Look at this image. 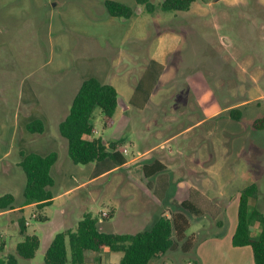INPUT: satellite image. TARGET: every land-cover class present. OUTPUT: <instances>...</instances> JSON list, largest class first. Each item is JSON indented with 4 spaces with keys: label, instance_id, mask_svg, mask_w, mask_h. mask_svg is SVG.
Masks as SVG:
<instances>
[{
    "label": "rangeland",
    "instance_id": "374dc122",
    "mask_svg": "<svg viewBox=\"0 0 264 264\" xmlns=\"http://www.w3.org/2000/svg\"><path fill=\"white\" fill-rule=\"evenodd\" d=\"M42 1L0 0V98L8 102L7 115L14 112L16 87L22 76L40 67L46 59L47 36L44 29L47 16L43 20L35 14L39 10L37 4ZM105 1L45 0L51 7L48 12L56 11V22L65 23L63 33L66 31L75 41L73 56H79L85 50L80 44L83 39L70 29L79 28L82 15L94 23L110 18L103 4ZM163 2L152 0L158 7L153 14L141 7L143 15L132 21L130 37L123 47L128 52L135 38L147 36L148 42L136 54L143 67H138L129 80L120 78L115 82L106 81L116 85L123 100L130 99L133 89L141 84L142 72L139 69L151 66V54L159 44L160 37L165 33L178 36V53L170 60L169 66L166 69L151 66L155 77L146 114L142 115L141 110L134 108L123 115L119 108L112 127L105 126L100 109L94 114L95 138L115 144L119 150L125 148L127 153L123 154L128 160L138 157L140 152L150 153L130 168L108 173L96 182L76 189L81 183H89L96 163L74 164L69 156L68 143L62 137L65 143L58 148L59 163L52 173L56 186L52 191L56 196L65 194L69 189L72 192L61 196L42 211L29 208L26 211L0 213V242L4 243L0 259L16 255L17 243L23 241L24 235H36L41 240L36 257L32 260L19 258V264H46L45 253L51 241L49 235L66 230L61 227L62 210H66L64 221L67 227L74 230L84 215L91 214L99 219L100 229L104 232L136 234L150 229L164 212H179V201L194 195L192 188L203 191L215 202L220 189V193L226 192L225 199L232 205L239 191L252 184L259 188V204L264 209V129L256 130L253 127L256 120L264 117V0H197L185 12H164L159 8ZM76 9L79 11H74ZM83 29L79 28L80 31ZM59 33L57 27L50 32L53 38L58 37ZM103 33L105 35L107 30ZM40 76L38 74L35 78ZM48 81L59 83L54 78ZM55 93L60 102L57 116L48 128L51 135H60L56 122L67 113L71 102L70 94L68 96L58 88ZM242 100L249 102L239 108L242 111L239 120L233 119L230 111L223 110L231 102L239 103ZM215 112L219 113L212 116ZM7 130L9 136L10 131ZM23 133L24 130H21L20 136ZM10 141L8 138L6 145L9 148ZM37 145L36 141L34 148L32 144L22 148L17 142L11 148L9 158L3 159L0 153V198L13 194L19 202L23 200L26 175L18 164L22 160L20 151L44 156L52 151L47 146L36 150ZM199 160L209 161V166H214L213 174L209 175L213 182L210 188L206 189L190 175V170ZM157 161L163 164L164 174L171 179L167 197L158 204L153 195L144 194L139 199L147 213L144 217L135 216L134 208L128 205V201L118 198L117 190H134L127 181L135 182L139 177L143 178V174L138 173L142 171V165H153ZM229 168L234 177L230 184L225 185L222 175ZM183 173V180L178 179L177 182L176 176ZM116 180L125 183L119 187L120 184L114 182ZM153 206H158V210L151 213ZM34 212L46 215L49 221L33 219ZM111 212L115 214L113 218ZM24 218L30 222V226L23 235L20 221ZM229 221L220 219L215 222L212 218L197 221L190 218L188 236H176L178 251L164 255V260H172L169 264L195 262L194 243L197 246L204 238L197 229L203 223L212 222L213 233H225ZM253 228L255 234L260 233L259 222H254ZM197 232L199 235H196L195 242L193 233ZM121 255H114L118 262L113 264L119 263Z\"/></svg>",
    "mask_w": 264,
    "mask_h": 264
},
{
    "label": "crops",
    "instance_id": "0c3cea01",
    "mask_svg": "<svg viewBox=\"0 0 264 264\" xmlns=\"http://www.w3.org/2000/svg\"><path fill=\"white\" fill-rule=\"evenodd\" d=\"M116 1L122 2L136 10L135 16L126 21L116 17H110L103 22L94 23L81 14L83 19H80V24L78 26L79 28L84 27V29L80 31L79 28L74 30L70 29L71 27L69 28L71 31H74L79 35V37L83 39V42L80 44L82 46V50L85 51L79 56H73L72 54L75 43L73 38L70 35L66 34V31L63 33L65 23H63L62 21L56 22V11L54 9L48 12L46 27L44 29L45 37L47 36L45 44L46 59L44 63H42L40 67L31 70L29 73H25V77L22 76L20 83L16 87V94L14 97V112L12 114L7 115L8 113L6 111V108L8 102L6 101V99L0 98V130L2 131V133L0 134V153L3 155V159L10 157L11 148H14L17 142L18 144L22 145V148H25L26 146L29 147V144H32L33 147V144L37 141L39 145L36 146V150L47 146L50 150H52L50 152L57 153L59 150L58 148L60 146H64L65 142L64 140H62L63 138L62 136H60L61 134L51 135L48 128L54 117L57 116V107L60 102V99L55 93V89L58 88L59 90L64 91L68 96L70 94V102L72 104L82 83L86 79L90 77H96L105 84H108L106 83V81L108 80H110L111 82H115L120 78L129 80L137 72L138 67H143V64H139L140 61L137 58L136 54L141 52L144 48V44L148 42L149 38L147 36L142 35V37L135 38V40L132 41L133 45L130 48V51L125 52V50H123V47L126 45L128 38L130 37V29L133 23L132 21L138 20L141 15H143V10L141 8L142 6H139L136 0ZM48 5V2H45V0H43L42 2L37 4V7L39 9H43ZM54 7L56 6H53V8ZM74 11L79 10L76 9ZM55 27L59 28L60 35L56 38H53L50 32L51 29H55ZM104 30H107V33L105 35L103 33ZM92 43L95 46H93ZM90 48L92 50L94 49V51H92ZM177 53L178 36L165 33L160 37L159 44H157L152 51L151 66L154 69H166L170 64V60ZM151 66L148 65L145 69H139V71L142 72L140 79L141 84L137 88L133 89V94L130 99L123 100L118 93L119 106L116 114L119 112V108L121 109L123 115L128 114L134 108L141 110L142 115L146 114V110L150 106L149 92L152 89L155 77V71L153 73L154 69H151ZM38 74H41L42 76H40V78H35ZM52 78H54L59 83H50L48 80H51ZM110 85L114 86L118 92V89L114 83H110ZM53 86L55 87V89L53 88ZM248 102L249 101L247 100H242L239 103H237V101H234L228 104V106H226L223 110L229 112L231 109L245 106ZM70 107L67 110V113H65V115L62 117V119L56 122L58 124V128L59 124L68 116ZM219 112H215L214 114H212V116L218 114ZM33 119H39L44 122V133L31 134L28 132V125L32 122ZM7 120H9V122H7ZM171 121H174V119ZM7 129H9L10 131L9 136H7ZM21 130H24L22 136H20ZM8 138H10L11 140L8 143L10 148L6 145ZM18 139H21V141H19ZM38 139H41V141L38 142ZM42 139L44 140L42 141ZM23 143L25 144V147L23 146ZM119 151L124 153L126 149L120 148ZM149 153L150 151L140 152L138 157L128 160L126 165L118 167L98 177V165L96 164L94 169L95 171L94 173H92L89 183H81L76 187V189H82L88 184L96 182L100 177L105 176L108 173H112L116 170L130 168L133 163L138 162L146 155L148 156ZM20 162L18 164H20ZM58 163L59 158L57 163L52 168V173ZM153 165H142V171H138V173H142L143 178L139 177V180L135 182L127 181V183H130V187L135 188L134 190H130L127 192L126 190H123L121 192L117 190V193L119 194L118 198L123 201H128V205L131 208H134L135 216H143L147 213L145 212L146 207L142 206L143 202L139 199L143 197L144 194H146L147 196L148 194L150 196L153 195L156 203L158 204L167 197L171 179L166 174H164L163 169H161L154 176L146 177L145 168L151 167ZM231 170L232 169L229 168L228 170H226V173L222 175L225 185L230 184L232 177H234V174H232ZM190 171L191 177H193L196 182H201V184H203L206 189L213 186V182L209 179V175L211 176L213 174L214 166H209V161H197L194 168ZM184 175L185 174L183 173L182 175L179 174V176H176L177 182L178 179L182 181ZM114 182L116 183V185L120 184L119 187H121L125 183V181L123 180H116ZM181 185L183 184L181 183ZM192 191H194V195L192 194L189 198L179 201L178 204L181 209L179 212L173 213L169 210L164 213H166L167 216H180L181 218L186 220L188 224L190 218L197 219V221L206 218H212L215 222L220 219H227L231 221H229V227L227 228L225 233H223L224 231L213 233L212 226L214 224H212V222L203 223L202 227H199L197 229L198 231L200 230L201 233H203L204 238H202V240L200 239L201 241L197 246L194 243V248H196V261L190 262L189 264H254L253 250L251 247H235L233 245V236L238 225L240 191L235 201H233L234 203H232V205H229V203H227V200L225 199V197L227 196L226 192L222 191L220 193V189L218 190L219 198L218 200H216V202L208 197L203 191H198L194 188H192ZM71 192L72 189H69L63 195ZM63 195L56 196L53 194L54 198L52 200V204ZM186 202L192 203V210H185L181 207V205ZM258 207L260 209L262 208L259 203ZM29 208H37V206H22L15 210L26 211ZM157 210L158 206H153L151 208V213L155 211L157 212ZM261 210L263 212L264 209ZM111 213V218H113L115 214L114 212ZM34 214L37 216L36 218H33ZM40 216L45 217L46 221H49L46 215H43L41 213L38 215L36 212L32 214L33 219L38 220ZM60 216L64 222L61 223V227H65L66 230L71 229L67 227L64 221L66 210H62ZM24 222L26 224L29 221L25 219ZM29 226L30 222L27 227ZM188 231V229L185 231V233L183 234L184 237L188 236ZM22 234L24 235V233ZM197 234L198 232L196 234L193 233L195 242ZM49 236L47 237L51 239V244L56 235L50 234ZM19 243H17V245ZM175 251H178V245ZM115 254L116 253L111 252L108 248L102 249L99 253L88 252L86 253V264H113L115 262H118V258L114 256ZM121 257L119 260H121ZM164 257V255H161L153 260L150 264H169V262H172V260L165 261Z\"/></svg>",
    "mask_w": 264,
    "mask_h": 264
},
{
    "label": "trees",
    "instance_id": "16d2710c",
    "mask_svg": "<svg viewBox=\"0 0 264 264\" xmlns=\"http://www.w3.org/2000/svg\"><path fill=\"white\" fill-rule=\"evenodd\" d=\"M139 6L153 14L157 11L152 0H136ZM197 0H164L159 7L164 12L189 11ZM108 17L131 19L135 10L131 7L113 0L104 3ZM51 7L35 11L39 18L45 20ZM119 106V96L116 88L105 84L96 77L86 79L75 96L68 116L59 124L61 136L68 143V152L76 165H98V176L110 172L127 164L128 159L120 152L115 144H107L94 136V114L100 109L106 127L114 125V117ZM233 119L239 120L242 111L239 108L230 110ZM254 129H264V117L255 121ZM31 134H42L45 124L39 119H33L28 125ZM22 158L19 166L26 175V185L23 200L18 201L13 194H6L0 198V213L15 210L22 206L36 205L39 210L52 204L54 198L52 188L55 179L52 168L57 163L59 155L51 152L41 155L36 152H20ZM163 166L155 163L145 168L146 177L157 174ZM259 188L256 184L247 186L240 192V205L238 212V225L233 236L235 247L249 246L253 250L254 264H264V213L258 207ZM18 205V206H17ZM192 203L181 205L185 210H192ZM40 221H46L40 216ZM259 222L261 231L255 234L253 224ZM22 233L25 234L27 226L24 220L20 221ZM188 228L186 220L180 216H167L163 213L153 226L136 234H117L104 232L100 229L99 219L91 214L84 215L77 228L68 229L58 233L45 253L46 264H86V253H99L108 248L113 253L122 254L119 264H150L161 255L174 252L178 242L175 237L183 236ZM1 241V237H0ZM41 246V240L36 235H25L24 240L17 245L16 255L0 259V264H19V258L32 260ZM4 243L0 242V252Z\"/></svg>",
    "mask_w": 264,
    "mask_h": 264
},
{
    "label": "built area",
    "instance_id": "2783aa9c",
    "mask_svg": "<svg viewBox=\"0 0 264 264\" xmlns=\"http://www.w3.org/2000/svg\"><path fill=\"white\" fill-rule=\"evenodd\" d=\"M124 153H127V151H124ZM37 216L34 214L33 215V218H36ZM26 225L28 226L29 225V222L26 223Z\"/></svg>",
    "mask_w": 264,
    "mask_h": 264
}]
</instances>
